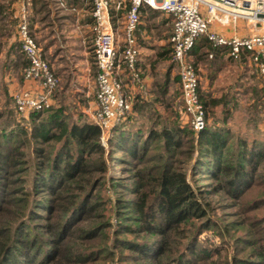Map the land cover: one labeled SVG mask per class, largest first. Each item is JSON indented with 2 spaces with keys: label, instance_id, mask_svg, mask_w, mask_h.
<instances>
[{
  "label": "trees",
  "instance_id": "1",
  "mask_svg": "<svg viewBox=\"0 0 264 264\" xmlns=\"http://www.w3.org/2000/svg\"><path fill=\"white\" fill-rule=\"evenodd\" d=\"M205 44L209 49L214 46L204 37L195 43L197 48ZM165 77L158 92L167 96ZM225 96L228 93L201 95L206 119ZM173 99L169 122L146 126L124 118L111 126L106 145L100 141L96 123L80 110L66 111L62 104L31 111L23 119L0 110V198L11 194L10 184L17 181L12 176L30 170V189H22V200L34 204L25 216L35 219L31 227L37 223L33 233L25 236L24 217L19 214L17 226L3 230L7 237L0 239V264H109L115 258L117 264L128 259L130 264H198L195 260L213 261L214 256L218 264H264L262 226L254 231V239H243L246 248L239 244L240 237H234L236 247L239 244L234 253L221 255L222 250L227 252L223 244L229 239L213 249L196 246L199 234L214 222L217 232H228L208 215L212 207L206 196L223 194L240 203L245 193L264 184L263 137L233 132L227 115L195 131L189 122L181 123L180 101L177 105ZM151 147L156 153L150 152ZM114 149L135 158L132 164L137 167L133 181L125 184L128 197L102 198L98 188L105 182L101 174L106 167L98 158L103 153L111 156ZM178 155L194 158L193 179L203 173L212 181L191 183L178 165ZM250 201L249 210L264 203V187ZM263 219L264 214L258 217ZM15 230L19 235H14ZM38 230L44 235L38 236Z\"/></svg>",
  "mask_w": 264,
  "mask_h": 264
},
{
  "label": "rangeland",
  "instance_id": "2",
  "mask_svg": "<svg viewBox=\"0 0 264 264\" xmlns=\"http://www.w3.org/2000/svg\"><path fill=\"white\" fill-rule=\"evenodd\" d=\"M12 1L13 0H0L1 5L5 9ZM55 1L56 0H52V2ZM42 2L46 4V7L50 6L49 10L44 7L43 10L33 9V12L36 13L38 17L47 12L46 15H44L47 16L44 21L45 25L49 26H44L45 28L41 30V35L37 34V39L41 41V44H48L46 47L47 51L44 56L49 61L51 68L58 77V83L54 91L55 95H57V98H55V100L53 99L52 105L62 104L66 107V111H72L73 109L81 111V109L84 107H91L93 109V103L96 104L94 94L96 82V64L92 52L91 41L89 46L87 45L88 43H85V47L87 45V50H89L87 54V61L89 63V75L84 85L82 86L77 85L78 81L76 79L77 73L83 71L82 67H80L79 64L81 53L78 52V48L80 46L82 47L83 44L77 39V35H82V33H84L88 29V26L85 23L86 20H84L85 17L83 18V20H76V16L79 12L78 8L80 7V0H65L66 4L74 5L76 7L75 10L57 8L56 4H53L48 0H42ZM127 3L128 0H123L121 6L118 8L116 7L115 3L112 4V15L114 26L117 30L116 35L118 39H121V29L124 21ZM86 4V7L90 9V1H87ZM140 19H143L144 25L147 27L145 34L148 36V38L137 39L139 43V56H141L143 52L148 54L151 59L149 64L151 66L153 76L157 73V69L159 66L160 72L157 73L158 76H156L155 79L156 81L159 80L161 84H163V81L166 78L164 77V74H161V69H167L169 73L167 76L168 93L166 94L167 96H164L159 92L153 93L149 102L147 101L148 103H143L145 101L144 97H148L145 96L144 92L148 88H146L145 85L141 86L142 84L140 83L138 76L137 79H134L132 81L136 85L141 84L140 92L136 96H134V91L132 89H128L129 92H131V95L129 93L128 94L131 96V98H133V104L137 105V108L136 106L134 107L136 109V112L133 113L131 109V111L126 114L125 118H133L140 123L145 124L146 126H149L150 123H153L155 121L154 123L157 124L156 126L160 127L163 121L169 122L172 119V117L170 118V116H168V114H173L172 106L169 103L170 101H172L170 99H172L173 97V100H175V103H177V105L179 101H181L177 67L172 59L171 47L168 41L169 33L171 31V20L170 17L162 11H153L146 9L145 7L141 9ZM41 24L43 23H38L39 26H41ZM52 31L54 32L53 38L50 39L51 36L49 35V33H51ZM74 36L76 37L74 38ZM52 42L53 44H51ZM205 49H209L207 44L204 45L202 51H204ZM157 53L159 54L157 55ZM244 58L247 61L248 58ZM261 74L264 75V73ZM140 78H143V76L140 75ZM243 79V76H234L233 74V76L229 77L228 79L223 78L224 84L221 83V85L223 86L215 85L213 89V95L218 97L220 94L228 93L229 98L227 96L224 97L226 98L225 100H222L224 103L222 105L219 104L218 106H216L214 114L211 113V111L208 112L207 122L208 124H213L217 120L219 122L221 118H224L227 115L226 122L231 127L233 132L238 131L242 135H246L248 137H251L253 133H256L264 139V99L261 100L260 115L258 114L260 111L257 110V104L255 105V102L252 103L251 106H247V103L249 101L245 98V95L247 96V93L245 92V89L242 87V85L244 86L246 82H244ZM74 81L77 83H75ZM263 91L264 86H262V92ZM156 95H158V98H156ZM166 97L167 99H165ZM161 99L162 102L164 101V103H166V105L162 104ZM258 103L260 102L258 101ZM254 106H256V108H254ZM221 107L226 110L227 114L222 111ZM0 110H4L5 112L12 111V113H14V115H16L17 117H20V119L26 118V115L17 113L14 110L11 97L10 95H8V93H5L4 102L0 103ZM84 115L87 120L93 121L89 115L85 113ZM180 121L184 125L188 123V121H185V118H182ZM1 122L2 119H0V123ZM110 128L101 131L100 141L103 145H106V136L110 133ZM153 147H151L150 152L156 153V151L153 150ZM27 154L30 156L32 155L30 152H27ZM178 157L181 161L178 165H180L187 172V177L191 181V183H194L193 181H197L196 183L202 184L204 182L212 181L210 178H208V174L203 173L198 174L197 176H195L196 178L193 179L194 175L191 172V169L192 164L195 163L194 158L191 159L189 157L181 155H178ZM134 161L135 158L131 157L125 151L119 149L112 150L111 156H108L106 153L101 154V156L98 158V162L101 163L103 167H106V170L101 174L103 175V179L105 180V182L103 184V187L98 188L100 197H107L111 199L119 196L120 194L126 195L127 197L130 195L125 190V184L133 181L132 173L137 167V163H134V165L132 164ZM98 173L99 171L95 172L94 175ZM21 178L24 179V183L19 180ZM11 179H17L16 182L10 184V187H13L12 190L9 191V193L11 194H5L3 198H0V239H6L7 237L3 230L11 228L14 224L15 225L13 226V228L17 226L18 223L16 221L18 219L15 218L19 214L20 216L24 217V228L26 231L24 233L25 236L27 235V233L32 234L34 226L37 225V223H35L34 226L31 227V223L36 222L35 219H29L28 215L25 216L27 209H31L32 211L34 210V204H26L22 200L24 197L22 189H30V170L27 171V174H17L16 177L12 176ZM113 182L118 184L112 186L114 185L112 184ZM263 187L264 184L255 186L251 191H248L244 194L243 199L240 203L235 202L237 201V199L225 196L223 194L206 196V200L209 201L212 207V211H209L208 215L212 216L214 220L218 221L221 226L227 227V234L231 237H228L227 234L223 235L220 231L217 232L215 224L216 222H214V224H211L212 226L210 225L199 234L198 243L196 245L197 249L204 246L213 249L221 245L223 243L222 240L225 239L224 241H227L229 239L227 243L223 244L227 251H221V255L223 256V254H229L230 252L232 253V251L234 253L235 248H239V244L241 245V247L246 248L247 244L245 240L254 239L256 237L254 232L256 231V228H260V226H262L263 231L261 230V234L264 235V219L261 221L258 220V217L264 214V203L258 202L257 205L260 206L257 209L249 210L250 207H248L251 202L250 199L260 191H262ZM16 189L17 191H14ZM123 189L124 191L118 192V190ZM85 225L87 226L88 224ZM37 234L38 236L44 235V232L42 230H38ZM14 235H19V232L15 230ZM226 236L227 238H225ZM234 237H240L241 239L238 247H236L237 245H235L233 242ZM70 239H72V241H76L80 238L71 237ZM75 244L76 243H74L73 245ZM213 258V261L210 260L211 258L195 261H198V264H218V257L214 256ZM117 263V258L110 260L109 262V264ZM121 263L130 264L133 262L128 259L125 262Z\"/></svg>",
  "mask_w": 264,
  "mask_h": 264
},
{
  "label": "built area",
  "instance_id": "3",
  "mask_svg": "<svg viewBox=\"0 0 264 264\" xmlns=\"http://www.w3.org/2000/svg\"><path fill=\"white\" fill-rule=\"evenodd\" d=\"M92 16V52L96 64L95 108L92 120L101 131L123 120L131 110L132 99L125 91L119 73L126 69L137 79L139 58L137 28L142 7L160 10L170 17L168 41L179 77L180 104L178 110L195 131L207 124L205 109L199 94V75L190 50L200 37L214 46L226 47L232 59L247 55L260 73H264V0H128L121 39L117 38L112 4L120 7L123 0H89ZM24 8L18 22L20 50L26 64L22 75L29 85L11 94L17 113L42 110L53 103L58 77L44 56L31 31ZM245 18L260 32L226 36L209 29L213 20ZM210 55V54H209Z\"/></svg>",
  "mask_w": 264,
  "mask_h": 264
},
{
  "label": "crops",
  "instance_id": "4",
  "mask_svg": "<svg viewBox=\"0 0 264 264\" xmlns=\"http://www.w3.org/2000/svg\"><path fill=\"white\" fill-rule=\"evenodd\" d=\"M47 1V0H46ZM51 1L52 0H48ZM67 1V0H66ZM87 1L89 0H80L79 4L80 7L78 8V15L76 16V20H86L85 23L88 26V29L82 33V35H77L78 40L82 42V47L80 46L78 48V52L81 53L79 64L80 67H82L83 71H80L77 73V85L82 86L84 85L88 75H89V63L87 61V54L89 50H87V45L89 46L91 38H92V16L91 11L89 8H87ZM53 4H56L57 8H64V9H73L75 10L76 7L71 4H66L65 0H56L55 2H52ZM46 4L42 2V0H13L8 7L3 8L0 2V103L4 102L5 93H8V95L11 94L22 87H26L29 85V81L25 80L22 75L23 67L26 64V59L23 55V53L20 50L19 46V38H18V29L17 25L21 18V13L23 12L24 8L27 12V17L29 21V25L31 28V31L33 32V35L35 37L36 42L41 47V50L43 54L46 53V47L47 43L41 44V41L37 39V34L41 35V30L45 28V19L47 16L46 13H43L41 16L38 17L36 13L33 12V9H39L43 10ZM48 6V5H47ZM34 7V8H33ZM49 7H46L49 10ZM144 8V7H143ZM142 8V9H143ZM146 9L153 10L145 7ZM5 9V10H4ZM8 11V12H7ZM153 13V12H152ZM38 23H43L41 26L38 25ZM147 27L144 25L143 19H140V23L137 28V38H148V36L145 34ZM209 29L214 30L216 32H219L226 36L231 35H243L249 32H260L263 30V27H254L250 23L247 22L245 18L238 17L234 20L228 19L227 21H220V20H213L209 24ZM53 31L49 33L50 37L46 38H53ZM76 36H74L75 38ZM204 37V36H203ZM45 38V39H46ZM205 38V37H204ZM85 43L87 44L85 47ZM53 44V42L51 43ZM142 46V45H141ZM202 46L197 48V45H195L191 50V57L193 61L195 62V66L199 75V93L200 96L205 97H211L215 96L213 95L214 87L215 85L223 86L221 83H223V78L228 79L229 77L234 76H243L245 87L242 85V87L245 89V92L247 93V96L245 95V98L249 101L247 103V106H251L252 103L255 102V105L257 104V110L260 111L258 114H261V100L264 99V91L262 92V86H264V75L261 74L255 65L250 61L249 57L247 55H243L240 59H232L228 52L226 47L221 46H213L210 50H208L207 53H204L202 51ZM91 49V48H90ZM142 52V51H141ZM202 52V53H201ZM152 54V53H151ZM159 53H157L158 55ZM210 54V55H209ZM148 54L143 52L141 56H139L137 62H136V68L139 71V80L141 86H146V91L144 97L145 101L143 103H148L151 95L153 93H158L159 87H160V81H156V76L158 72H160V68L158 66L157 73L153 76L152 75V69L149 64L150 57H147ZM151 56V55H150ZM244 57H247V61ZM155 65V63H154ZM153 65V66H154ZM155 67V66H154ZM161 74H164V77L168 76V71L165 68L161 69ZM140 75L143 76V78H140ZM120 78L123 81V85L125 91L127 94L131 93L128 89H132L134 91V96H136L140 92V85L134 84L130 76V73L123 69L119 73ZM179 81V77H178ZM224 84V83H223ZM228 85V84H227ZM58 94V93H57ZM128 94V95H129ZM131 95V94H130ZM129 95V96H130ZM56 96V97H55ZM131 97V96H130ZM57 98V95H55L54 92V100ZM156 98H158V95H156ZM132 104H133V98ZM148 101V102H147ZM258 101L260 103H258ZM131 107L133 113L136 112V109L134 108L137 105H132ZM93 107L95 108V103H93ZM84 107L81 109L82 112L92 116V112L94 110ZM256 108V106H254ZM131 111V110H130ZM25 117H27L28 113H25Z\"/></svg>",
  "mask_w": 264,
  "mask_h": 264
},
{
  "label": "water",
  "instance_id": "5",
  "mask_svg": "<svg viewBox=\"0 0 264 264\" xmlns=\"http://www.w3.org/2000/svg\"><path fill=\"white\" fill-rule=\"evenodd\" d=\"M264 16V15H263Z\"/></svg>",
  "mask_w": 264,
  "mask_h": 264
}]
</instances>
